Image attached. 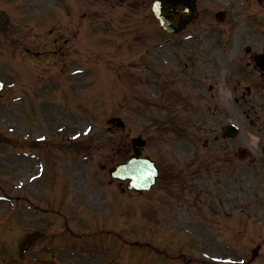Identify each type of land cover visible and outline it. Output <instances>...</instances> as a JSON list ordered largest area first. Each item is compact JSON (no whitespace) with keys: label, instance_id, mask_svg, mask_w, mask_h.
Masks as SVG:
<instances>
[{"label":"rangeland","instance_id":"rangeland-1","mask_svg":"<svg viewBox=\"0 0 264 264\" xmlns=\"http://www.w3.org/2000/svg\"><path fill=\"white\" fill-rule=\"evenodd\" d=\"M152 1L0 0V195L35 199L0 201V264H264V81L241 106L208 74L246 58L244 46L264 48V0H200L197 21L177 35L158 27ZM221 7L226 30L197 46V26ZM227 120L240 133L222 140ZM136 135L160 167L147 192L107 176ZM67 140L80 147L66 150ZM239 146L250 153L243 160ZM40 163L46 176L31 179ZM90 240L125 242L129 257L90 253Z\"/></svg>","mask_w":264,"mask_h":264},{"label":"water","instance_id":"water-1","mask_svg":"<svg viewBox=\"0 0 264 264\" xmlns=\"http://www.w3.org/2000/svg\"><path fill=\"white\" fill-rule=\"evenodd\" d=\"M152 11L166 30L178 31L192 19L193 0H157L153 4ZM110 174L120 178H133L132 184L137 188H148L155 175V173L152 174L151 165L146 160L135 157H132L127 164L111 169Z\"/></svg>","mask_w":264,"mask_h":264},{"label":"bare ground","instance_id":"bare-ground-1","mask_svg":"<svg viewBox=\"0 0 264 264\" xmlns=\"http://www.w3.org/2000/svg\"><path fill=\"white\" fill-rule=\"evenodd\" d=\"M255 141V140H254Z\"/></svg>","mask_w":264,"mask_h":264}]
</instances>
